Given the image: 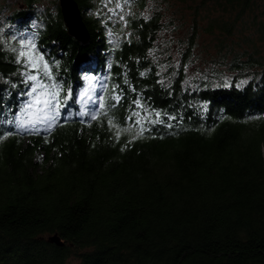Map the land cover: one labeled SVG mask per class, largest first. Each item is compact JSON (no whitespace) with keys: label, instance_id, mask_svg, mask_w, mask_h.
<instances>
[{"label":"trees","instance_id":"1","mask_svg":"<svg viewBox=\"0 0 264 264\" xmlns=\"http://www.w3.org/2000/svg\"><path fill=\"white\" fill-rule=\"evenodd\" d=\"M18 1L0 15V264H264V0H133L126 26L105 17L116 0H75L85 46L57 0ZM172 5L175 59L159 40ZM201 33L215 55L191 76ZM21 35L59 85L47 129L16 122ZM89 76L103 108L75 100Z\"/></svg>","mask_w":264,"mask_h":264},{"label":"snow or ice","instance_id":"2","mask_svg":"<svg viewBox=\"0 0 264 264\" xmlns=\"http://www.w3.org/2000/svg\"><path fill=\"white\" fill-rule=\"evenodd\" d=\"M112 2L113 0H107V3L104 4V7L107 8L108 4ZM132 2L133 0H122V2L121 0H116L115 8H108V12L111 14L109 16V19H111L113 16L118 15L119 20L124 21L126 26L127 21L125 20V16L120 15L119 13L125 6H130ZM143 18L145 20L149 19V17L146 15ZM12 39L17 40L18 38L16 36H13ZM11 51L14 55L15 63L21 66L22 71H20V75L23 76L24 79L22 82L26 86V91L21 93V95L30 98L28 103L26 104V107H36L38 112L45 113V119H47L48 125L49 127H51L52 123L59 115V107H63L64 105L60 104L59 92L54 91V89L59 88V85L55 83H49L53 80V75L51 66L45 59V54L37 48L32 39L26 38L23 35H21L18 39V47H13ZM141 75L143 76L144 73H141ZM91 79L92 78H89L90 83ZM69 96H71V92H69ZM85 96H88L87 100L84 99ZM67 99L68 97H65V102L67 101ZM104 99L105 98L103 96H100L97 99H93L92 96L88 95V90L80 93L81 101L86 104L90 101L92 104L99 103L100 108L104 107ZM113 99L119 101L121 97L119 95H116L115 97H113ZM134 104H136L137 108L143 107V105L140 104L139 100H135ZM114 106L115 105H113V107ZM95 112L96 109L93 107L88 112H82L79 113V115H90L91 119H96L97 116L94 114ZM140 116V112L133 111L128 119L131 120L133 117H137L134 123L136 125H141V120L139 119ZM155 116L158 118L160 116V113H155ZM169 119H175V117H169ZM108 123L111 125L112 121L109 120ZM124 130L128 131V129ZM143 130V127H141V131L137 133V135H141L143 133ZM117 138H119V133H117ZM135 138L136 137L134 136L133 139Z\"/></svg>","mask_w":264,"mask_h":264},{"label":"rangeland","instance_id":"3","mask_svg":"<svg viewBox=\"0 0 264 264\" xmlns=\"http://www.w3.org/2000/svg\"><path fill=\"white\" fill-rule=\"evenodd\" d=\"M44 1L46 4H48V3L50 4V1H53V0H44ZM100 2L102 4H105L107 2V0H100ZM121 2H122V0H121ZM18 3H19L18 0H0V7H2V6L5 7L2 9V12L0 14L1 17L5 16L7 13L10 12V10L8 12V7H12L11 9H14L18 5ZM57 3H58V0H57ZM20 6L22 7L21 4H20ZM44 7H45L44 5L43 6L37 5L36 10L37 11H40V9L43 10ZM164 11H165L164 13L166 14V16H165L166 19L168 21H169V18L172 19V21H171L172 24L170 25L169 22L166 23L165 29H163V31L161 33L162 34L161 38L159 40L163 41L161 43V47L163 48V54L166 53V51H167L166 49L168 47L167 55L170 53L171 57L173 59H175V57L177 56V54H176L177 51L175 49L176 45L174 44V43H176V41H175L176 38L174 36V33L175 34L179 33V34H181V36H183V34L185 33V28L187 27L185 24H183V21L187 20V14L181 6H176V5H174V6L172 5V11H171V7L167 11L166 10H164ZM127 13H128V7L125 6L119 14L126 16ZM110 15L111 14L107 11L105 17H109ZM117 17L118 16H113L109 20V22L111 24H113L115 22V19H117ZM121 22L124 23V21H121ZM14 24L15 25L18 24L17 20H15L14 23L10 25V30H12L14 28V26H15ZM108 34H110V33H108ZM201 34L202 35L197 40L198 44H197V48L195 50L196 54L198 55V58L195 59L193 64L188 69V72L191 76L198 74L200 72V70H202V69H207V66L211 65L213 56L215 55L214 40L212 39V36H210L209 34H204V33H201ZM108 36H109V38L113 37L112 35H108ZM167 44L169 46H167ZM22 78H23V76H22ZM89 78H92L91 83L89 82ZM85 82H86V84H85V87L83 88V90L81 92L75 94V100L76 101L80 100V93L84 92L85 90H88V95L93 97V95L95 94L96 88L98 86L101 87L103 85V80L101 81V83L99 85H96V83L94 82V78L92 76L85 78ZM25 91H26V86L24 87V92ZM29 99H30L29 97L23 96V99H22L23 108H22L21 113L17 117L16 122L19 124V126L21 128H23L25 130L49 128L48 121H47V119H45V113L38 112L36 107H33V108L26 107V104L28 103ZM84 99L87 100L88 96H85ZM21 125H23V126H21Z\"/></svg>","mask_w":264,"mask_h":264},{"label":"water","instance_id":"4","mask_svg":"<svg viewBox=\"0 0 264 264\" xmlns=\"http://www.w3.org/2000/svg\"><path fill=\"white\" fill-rule=\"evenodd\" d=\"M58 6L66 28V34L82 46L88 44V31L82 21L77 2L75 0H58ZM48 240L57 246L63 245L56 233L50 235Z\"/></svg>","mask_w":264,"mask_h":264}]
</instances>
